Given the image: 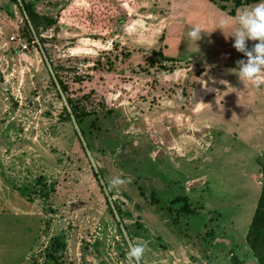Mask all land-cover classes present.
I'll list each match as a JSON object with an SVG mask.
<instances>
[{
  "label": "rangeland",
  "instance_id": "374dc122",
  "mask_svg": "<svg viewBox=\"0 0 264 264\" xmlns=\"http://www.w3.org/2000/svg\"><path fill=\"white\" fill-rule=\"evenodd\" d=\"M28 2L37 27L0 0V264H129L136 243L140 264H210V212L245 213V185L221 172L251 167L264 139V86L230 71L246 57L215 29L233 0ZM54 237L67 244L56 263Z\"/></svg>",
  "mask_w": 264,
  "mask_h": 264
},
{
  "label": "crops",
  "instance_id": "0c3cea01",
  "mask_svg": "<svg viewBox=\"0 0 264 264\" xmlns=\"http://www.w3.org/2000/svg\"><path fill=\"white\" fill-rule=\"evenodd\" d=\"M233 113L226 114L223 120H245V116H236L232 115ZM231 116V117H230ZM229 117V118H228ZM244 117V118H240ZM259 118V116H258ZM249 119H252L251 117ZM260 120V118H259ZM241 122V121H240ZM230 128L233 126L234 129L231 131L233 134V138L238 137V132H242L243 130L234 131L240 126H236L235 124H229ZM252 131L258 132L261 134V130L257 129V126L252 129ZM259 139L256 145H251V150H254V161L251 164V167L243 168L241 165H245L244 162L242 164L238 163V161L228 162L229 170L227 173L221 172L222 175H230L232 177L238 176L239 183L245 185L244 190L242 192L245 193V197L241 200L243 202L245 213L244 214H234L230 215L228 219H220L221 215L218 211H211V214H215L213 218L210 220L212 223V232L214 233V237H212V242L208 245V257L210 258V264L215 260L216 263L223 262L224 264L227 260L230 261V264H259L258 260L254 256L248 242L247 235L249 233L250 227L253 222V218L258 209L259 201L262 195L263 189V173L262 167L259 164V158L264 155V139L263 135L258 136ZM258 143V144H257ZM200 176V175H198ZM200 181V180H199ZM236 182V181H235ZM201 182H198V184ZM208 181L206 178V182L204 184L207 185ZM203 184V185H204ZM201 185V184H200ZM243 187V186H242ZM254 192V196H253ZM239 202V201H238ZM192 204V209H194L197 213L199 209H195ZM240 203V202H239ZM248 205V206H247ZM240 204H238V208ZM214 230V231H213ZM214 263V264H216Z\"/></svg>",
  "mask_w": 264,
  "mask_h": 264
},
{
  "label": "clouds",
  "instance_id": "9594fccd",
  "mask_svg": "<svg viewBox=\"0 0 264 264\" xmlns=\"http://www.w3.org/2000/svg\"><path fill=\"white\" fill-rule=\"evenodd\" d=\"M225 38H233V47L242 53L246 59L238 60L237 67L230 69L235 73L243 85L248 84L255 88L264 86V0H258L251 6H245L238 10L235 17H221L217 27ZM205 32L199 25H193L186 33L189 41L196 44ZM248 41H258L251 48ZM123 183L119 177L110 181L112 188H118ZM145 253V245L130 244L127 252L129 264H140Z\"/></svg>",
  "mask_w": 264,
  "mask_h": 264
},
{
  "label": "trees",
  "instance_id": "16d2710c",
  "mask_svg": "<svg viewBox=\"0 0 264 264\" xmlns=\"http://www.w3.org/2000/svg\"><path fill=\"white\" fill-rule=\"evenodd\" d=\"M16 4H21V7L23 11L26 13L27 17H29L32 24L38 25L39 20H41V17L36 12V9L32 3H25V0H11ZM211 2H214L215 0H210ZM235 3V8L229 13L231 16L235 17L237 10L245 7L250 6L258 2V0H233ZM219 5V4H218ZM222 11H226L225 5H219L218 6ZM44 21L46 22L47 26H53L57 22L56 20H53L52 18L46 17L44 18ZM160 55L164 58V54L160 52ZM170 61H173L171 59ZM60 85L62 89L67 92L68 87L66 84H64L62 81H60ZM69 103L72 105L73 114L79 122H82L85 118L89 116V112L87 109L79 107L78 104H74L73 100L69 99ZM68 118H71V115L69 114ZM259 164L262 167V173H263V189H262V195L259 201L258 209L256 211V214L253 218L252 225L250 227L249 233L247 235V242L258 260L259 264H264V155L259 158ZM185 202V206L181 209V212H184L186 214H197V212L192 209V205L189 202L187 198H177L175 202ZM212 233V237L215 235ZM67 248V244L65 240L62 237H54L52 238L49 247L46 249V258L52 261L53 263H56L58 261V255L62 252H64Z\"/></svg>",
  "mask_w": 264,
  "mask_h": 264
}]
</instances>
